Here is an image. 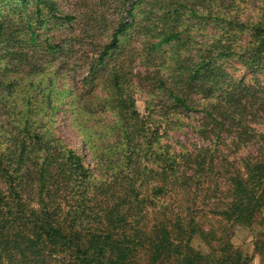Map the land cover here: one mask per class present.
Masks as SVG:
<instances>
[{"label":"trees","instance_id":"16d2710c","mask_svg":"<svg viewBox=\"0 0 264 264\" xmlns=\"http://www.w3.org/2000/svg\"><path fill=\"white\" fill-rule=\"evenodd\" d=\"M97 13L82 20L107 41L70 103L91 169L53 128L63 44L38 33L79 16L0 0V264H264V88L224 70L264 75V0H117L109 32ZM136 60L152 66L144 112ZM185 118L200 145L169 135ZM236 227L254 232L251 255Z\"/></svg>","mask_w":264,"mask_h":264},{"label":"rangeland","instance_id":"374dc122","mask_svg":"<svg viewBox=\"0 0 264 264\" xmlns=\"http://www.w3.org/2000/svg\"><path fill=\"white\" fill-rule=\"evenodd\" d=\"M63 12H72L79 16V19L71 24L70 27L63 26L61 24H45L38 33L41 34V40L45 38H51L55 42H61L63 44L62 53L56 56V60L53 62L51 68L58 72L55 78V85L63 90L64 88L69 89L65 94L60 97L59 111H57L56 122L53 124L55 133L61 137L70 147L75 149L78 153L83 156L85 164L93 169L94 162L91 159L88 150L83 145L79 134L73 128L71 124L72 110L70 107L71 101L81 94V81L88 74V66L93 57H91V51L94 44L107 41L104 32L93 31L91 27L95 25L93 23L88 24L87 21L82 20L83 16H87L88 13L95 15L96 12H103L107 32L112 29L110 26L112 21L116 18L115 10L117 7V0H52ZM97 13V14H98ZM100 15V14H98ZM101 16V15H100ZM88 25H87V24ZM185 29L193 36V24L187 25ZM90 27V28H89ZM102 31V30H101ZM126 37H124L122 42V47L127 48L128 45L133 44V33L128 31ZM143 38L141 36H135L136 44H139ZM46 60L50 57L44 56ZM127 63L132 68L134 74V82L140 84V89L137 98V107L140 112H144L146 107V101L149 99L148 94L145 91L146 80L143 78L147 73L151 72L152 66L147 63L139 64L138 60L135 63ZM109 65V64H108ZM145 70V71H144ZM224 70L231 78L233 82H242L244 85L248 86H260L264 88V75L254 74L251 70L242 67L237 62L227 61L224 64ZM140 74V75H138ZM101 75V73H100ZM104 114L103 117H106ZM193 116V115H191ZM196 124L193 118H185V123L180 127L172 128L169 131V135L175 140L179 141L185 146H190L191 144L202 143V140L193 132L192 126ZM254 148L252 146L248 148H243L236 153V155H245L247 153L253 152ZM230 154L229 160H231ZM264 228V227H257ZM234 242L240 246L246 253L252 254L254 232L247 228L236 227L234 229ZM250 264H259V258L254 257Z\"/></svg>","mask_w":264,"mask_h":264}]
</instances>
